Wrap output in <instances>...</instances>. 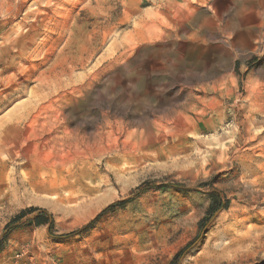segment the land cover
I'll list each match as a JSON object with an SVG mask.
<instances>
[{
	"label": "rangeland",
	"instance_id": "rangeland-1",
	"mask_svg": "<svg viewBox=\"0 0 264 264\" xmlns=\"http://www.w3.org/2000/svg\"><path fill=\"white\" fill-rule=\"evenodd\" d=\"M0 264H264V0H0Z\"/></svg>",
	"mask_w": 264,
	"mask_h": 264
},
{
	"label": "trees",
	"instance_id": "trees-1",
	"mask_svg": "<svg viewBox=\"0 0 264 264\" xmlns=\"http://www.w3.org/2000/svg\"><path fill=\"white\" fill-rule=\"evenodd\" d=\"M115 205H111V206H109L108 207V209H111V208H113ZM37 209H33L32 211H36ZM49 216H48V218H47V213L45 212V211H43V212H41V213H39V214H37L36 216H35V218H34V221H35V223L37 224V225H42V224H47V223H50L51 225H50V228H52V225H53V222H52V220L50 219L49 220Z\"/></svg>",
	"mask_w": 264,
	"mask_h": 264
}]
</instances>
